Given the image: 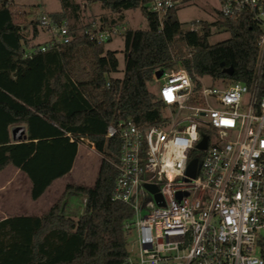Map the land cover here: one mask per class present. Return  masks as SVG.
Listing matches in <instances>:
<instances>
[{"label":"trees","instance_id":"16d2710c","mask_svg":"<svg viewBox=\"0 0 264 264\" xmlns=\"http://www.w3.org/2000/svg\"><path fill=\"white\" fill-rule=\"evenodd\" d=\"M84 1L85 6L100 4L108 15L83 23L78 0H60L61 11L49 16L67 24L72 40L60 49L28 56V48L37 45L30 47L23 35L13 0H0V172L9 165L20 169L32 182V200H38L70 172L83 139L102 156L93 186L68 184L41 217L0 222V264L126 262L129 242L124 226L133 212L112 198L120 142L107 138L109 126L126 119L141 126L160 122L162 103L147 85L155 81L157 71L170 70L178 61L192 76L234 83H249L255 73L259 30L246 16L224 19L230 38L209 45L210 26L185 31L178 8L168 10L161 22L150 10L152 0ZM137 9L149 28L122 34L125 70L123 78H115L118 53L106 50V43H96L85 31L93 24L99 29L121 27L125 13ZM31 24L36 38L39 21ZM230 67L232 76L223 72ZM17 126L25 127L26 133L13 140L11 129ZM73 197L83 205L77 214L66 212Z\"/></svg>","mask_w":264,"mask_h":264},{"label":"built area","instance_id":"2783aa9c","mask_svg":"<svg viewBox=\"0 0 264 264\" xmlns=\"http://www.w3.org/2000/svg\"><path fill=\"white\" fill-rule=\"evenodd\" d=\"M178 3L152 0L149 7L162 22ZM218 13L231 21L246 16L258 28L252 80L210 77L220 85L213 86L185 69L165 70L156 94L162 120L141 126L126 119L107 130L120 142L112 198L133 212L123 264H264V0H219ZM38 21L49 39L26 55L72 40L65 22L46 14ZM85 33L104 44L120 29L93 24Z\"/></svg>","mask_w":264,"mask_h":264},{"label":"rangeland","instance_id":"374dc122","mask_svg":"<svg viewBox=\"0 0 264 264\" xmlns=\"http://www.w3.org/2000/svg\"><path fill=\"white\" fill-rule=\"evenodd\" d=\"M179 3L175 6L178 8V18L180 22L184 25L185 31L194 30L201 25H209L211 29V35L208 38L209 45H216L220 42L226 41L230 38V33L222 26V22L224 19L218 14L219 10V0H177ZM13 2L17 5L14 8V13L16 21L23 28V35L26 40L29 42V46H36L42 44L43 41L40 37L35 38L33 35V25L32 21H37L38 18L42 14H53L61 11L62 6L60 0H13ZM78 2L82 5L84 21L83 23H89L96 18L107 15L106 13L101 14L105 10L101 8L100 4L88 5L85 6L84 0H78ZM97 15V16H96ZM148 22L142 12L137 10H130L126 12V21L125 23L119 27L120 33L115 35L109 42L105 44L106 50H111L117 52V57L119 60V70L117 73L112 74L115 78H123L124 70H125V60H124V41L122 38V34L124 32L123 29H134V30H148ZM43 31V29H39ZM49 37L48 33L46 35H41V37ZM30 49V48H28ZM184 52L187 53V49H184ZM189 54V53H188ZM188 54H185L184 57H187ZM173 70L184 69L181 65V62L178 61L177 64L172 68ZM156 74V73H155ZM203 81L207 85L220 86L218 81H213L209 76L203 77ZM163 83L162 79H157L155 77V81L149 83L148 90L156 95L158 94L159 87ZM88 147H92L93 145L89 140H85L83 142ZM96 151V150H95ZM97 152V151H96ZM100 155V154H99ZM102 156L94 155V158L90 160V167L92 168V172L95 173ZM25 196L22 194L19 201L16 202H6L4 203L9 208L8 213L10 214H25L27 211L22 209L25 204ZM19 207V208H18ZM82 201L79 197L74 198V202H69L66 207V212L71 214H77L78 211L82 210ZM134 240V237L131 238ZM128 242L130 240L128 238ZM130 247V246H129Z\"/></svg>","mask_w":264,"mask_h":264},{"label":"crops","instance_id":"0c3cea01","mask_svg":"<svg viewBox=\"0 0 264 264\" xmlns=\"http://www.w3.org/2000/svg\"><path fill=\"white\" fill-rule=\"evenodd\" d=\"M104 13L108 15L107 11H104L101 14ZM46 34V31H40V34H38L36 38L40 37L43 40L41 43H45L46 41H48L49 37H41V35L43 36ZM18 128L23 129V132H18L17 135H22L23 133H26L25 127H13L11 129V136L13 140H16V131ZM85 140L88 139H83V141L78 146L77 156L70 172L65 176L55 180L48 187L43 196L38 200H32V182L30 181L28 176L23 173L20 169L13 165H9L2 172H0V222L5 219L17 216L41 217L51 208L54 203L59 200L65 190V187L68 184L93 186L96 182L102 159L100 160V164L96 172L93 173L92 168L90 167V160L94 158V155H100L98 152L95 151V147L91 142L90 143L93 145L92 147H88L86 144H84L83 142ZM22 194L25 196V204L22 209H25L27 212L25 214L8 213L9 208H6L7 206L4 203L11 201H19ZM74 198L75 197L71 198V203L74 202Z\"/></svg>","mask_w":264,"mask_h":264},{"label":"water","instance_id":"95a60500","mask_svg":"<svg viewBox=\"0 0 264 264\" xmlns=\"http://www.w3.org/2000/svg\"><path fill=\"white\" fill-rule=\"evenodd\" d=\"M223 72L225 74L229 75V76H232L233 75V68H231V67L230 68H225ZM164 75H165V70H159V71L156 72L155 77L160 80V79H162L164 77ZM18 132L19 133H22L23 132V129H21V128H18L17 129V131H16V139L21 136V135H17ZM200 148H205V142L202 145H200ZM198 163H199L198 162V159H194L190 163V165L188 167V171H187V173H188L189 176L195 177L196 171H197V168H198ZM148 188L151 191H153V192L156 191V189L154 187L148 186Z\"/></svg>","mask_w":264,"mask_h":264}]
</instances>
